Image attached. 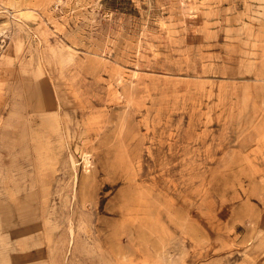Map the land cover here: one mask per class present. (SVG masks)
I'll list each match as a JSON object with an SVG mask.
<instances>
[{
  "label": "rangeland",
  "instance_id": "1",
  "mask_svg": "<svg viewBox=\"0 0 264 264\" xmlns=\"http://www.w3.org/2000/svg\"><path fill=\"white\" fill-rule=\"evenodd\" d=\"M0 264H264V0H0Z\"/></svg>",
  "mask_w": 264,
  "mask_h": 264
}]
</instances>
